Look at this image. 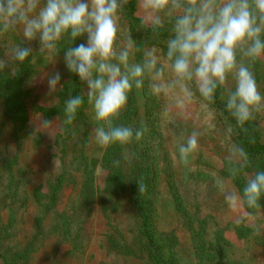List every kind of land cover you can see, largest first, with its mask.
<instances>
[{
  "label": "trees",
  "instance_id": "obj_1",
  "mask_svg": "<svg viewBox=\"0 0 264 264\" xmlns=\"http://www.w3.org/2000/svg\"><path fill=\"white\" fill-rule=\"evenodd\" d=\"M136 5L137 0H129L121 19L127 23L128 34L139 49L134 52L133 62L141 63L145 48L156 47L162 54L166 51L169 32L166 28L159 37H154L150 29L142 26ZM82 40L80 37L72 41L66 36L58 43L56 52L64 53ZM7 45L11 51L15 48L10 43ZM36 52L32 49V55L22 64L12 61V55L9 57V63L16 69L15 75H11L8 68L0 72V131L3 125L8 130L7 139L0 133V264H61L58 252L68 241L70 254L84 253L87 232L83 225L87 219L98 222L99 247L111 261L117 258L130 264H180L176 233L158 228V147L162 134L159 101L151 92L148 76L142 89L133 88L126 109L114 121L133 129H146L143 138L139 142L133 139L126 146L112 144L101 148L89 127L90 103L76 74L72 73L71 82L63 86V91H58L60 100L53 105L37 102L27 88L26 72ZM253 70L264 94V58L255 62ZM229 89L234 87L218 88L214 102L208 106L226 128H232V143L244 147L248 153V165L235 177L229 172L232 165L228 159L223 160L224 168L220 171L230 186L242 194L247 180L257 171H264V137L258 113L245 124L246 131L237 125L226 109ZM137 93L143 100L142 110L137 106ZM69 95H82L84 103L73 121L66 123L64 101ZM44 120L52 122L46 147L55 168L43 176L22 166L20 156L25 142L40 146L44 143L40 126ZM114 160L120 161L118 167L113 165ZM98 167L103 174L99 193L96 189ZM166 173L170 198L189 233L195 264H225L226 250L232 245L229 233L258 249L257 254L264 259V225L250 223L247 218L239 224L215 225L210 231V218L199 214L192 218L180 191L169 172ZM137 182H142L146 191L140 193ZM118 195H122L132 218L130 237L126 236L116 216L120 207ZM260 205L258 209H247L249 216L264 214V197ZM14 238L17 243L13 245Z\"/></svg>",
  "mask_w": 264,
  "mask_h": 264
},
{
  "label": "clouds",
  "instance_id": "obj_2",
  "mask_svg": "<svg viewBox=\"0 0 264 264\" xmlns=\"http://www.w3.org/2000/svg\"><path fill=\"white\" fill-rule=\"evenodd\" d=\"M128 3L129 0H0V34L20 27L25 41L39 39L40 52L49 54L56 52L66 36L76 41L86 35V43L66 49L64 64L87 85L85 94L97 122L92 131L101 148L126 146L133 139L139 142L143 138L146 129L114 121L126 109L133 88H143L146 76L151 80V92L169 101L162 111L165 119L173 107L187 118L199 93L207 102L201 103L207 114L205 123L214 129V113L208 104L214 102L218 88L229 79L234 89L227 92L226 109L241 129L246 131L245 124L254 120L256 113L264 112V94L253 70L255 62L264 58V0H138L142 26L150 29L154 37L166 28L169 32L163 58L156 47L145 48L141 63L130 59L139 51L130 33L126 43L118 46L120 20ZM31 55V47L17 45L11 60L22 64ZM6 68L15 75V67L0 58V71ZM45 75L49 95L58 86L63 91L59 71ZM56 102V98L51 101ZM83 103L82 95L68 96L64 101L66 123L73 121ZM51 125V121L44 120L40 126L46 129ZM170 134L175 138L174 131ZM231 134L232 128L228 127L226 135ZM200 135L193 131L179 143V163L188 166L189 158H195ZM229 153V172L235 177L248 165L249 156L244 147L235 143L230 145ZM113 165L118 167L120 161L114 160ZM137 183L140 193L146 191L142 182ZM216 187L228 207L239 213L234 221L239 224L249 215L247 209L261 206L264 171H257L247 180L242 194L219 177Z\"/></svg>",
  "mask_w": 264,
  "mask_h": 264
},
{
  "label": "rangeland",
  "instance_id": "obj_3",
  "mask_svg": "<svg viewBox=\"0 0 264 264\" xmlns=\"http://www.w3.org/2000/svg\"><path fill=\"white\" fill-rule=\"evenodd\" d=\"M136 13L142 17L141 10L138 7V0ZM120 26L121 33L118 34V46L122 47L126 43L128 36L127 23L121 19ZM82 39V43H86V35L82 36ZM9 43L15 47L20 45L22 47H31L34 51H37L34 54L32 66L26 72L27 88L32 91L37 102L53 105L51 101L54 98H56L58 102L60 100L58 96L60 87L58 86L57 91L49 95L47 76L45 74L59 71L61 73V85L66 86L71 82L73 75L66 69L64 64V53L55 52L54 54H49L47 52H40L39 39L31 42L25 41L20 27H17L14 31L0 34V58L8 60L12 55V51L7 45ZM158 50V55L163 58L160 49ZM130 59L133 62V56L130 57ZM4 70L0 72L4 73ZM148 79L150 86V77H148ZM226 86L230 88L234 87V83L231 79H229ZM83 88L85 94L87 85L84 83ZM156 97L160 106L159 116L162 134L158 147V167L160 170L158 228L163 231L173 230L176 233L179 240L177 250L180 264H195L189 233L184 227V220L178 215L170 198V192L166 182V171L169 172L173 183L180 191L188 213L192 218H194L195 215L197 217L198 214L209 217L211 220L210 231L215 228V225H231L235 223V218L239 213L233 212L228 207L224 200V196L216 187V179L217 177L223 179L228 186L231 187L228 180L221 175L220 171L224 168L223 160L228 159L230 154L229 148L232 141L230 137L226 135V126L219 120L211 107H209V109L214 113L212 122L215 124V128H208L205 123L207 114L201 108V103L204 102L198 96L196 102L189 107L187 118L173 107L166 119L162 116V111L168 106L169 101L163 96L156 95ZM142 101L141 95L137 93V106L139 110H142ZM258 115L257 119L262 127L264 137V112H260ZM94 116V110L90 104L89 127H91L92 130L97 124ZM6 129V126L3 125L0 131V133L4 135V139L8 137L5 133L8 131ZM41 129L44 135V143L40 146L34 144L32 141L25 142L23 153L20 156V164L30 171H37L40 175L44 176L51 173L55 167L53 166V159L50 155V151L46 147V143L50 139V128ZM173 131L176 134L175 138L170 134ZM193 131L201 133L198 137L199 150L195 154V158H189L190 164L185 166L179 163L178 145L179 143L185 142ZM49 160H52L51 164ZM96 172V189L99 193L102 188L103 174L100 167L97 168ZM0 190H2V186H0ZM118 198L120 207L116 216L119 218L120 226L124 229L126 236L130 237L131 233L129 232V228L132 224V218L128 215V210L125 207L126 205L122 195H118ZM89 216L91 218L92 214ZM253 216L254 217L248 215L245 219L248 218L247 221L250 223H260L261 226L264 225L263 213L259 212ZM93 218H95V215H93ZM90 221V219H87L83 225L87 232V237L84 241L86 243L84 253L70 254L69 250L71 249V243L68 241L62 245L58 252V256L62 260L61 264H130L125 260L117 258H115V261H111L109 257H107L106 251L99 247L100 237L98 229H100V226L97 221L93 220L91 223ZM19 228L21 229L22 226ZM229 234L232 245L226 250L225 264H264V259L261 260L257 254L258 249L249 247L246 241L237 239L231 233ZM11 243L13 245L17 243V238H14Z\"/></svg>",
  "mask_w": 264,
  "mask_h": 264
}]
</instances>
